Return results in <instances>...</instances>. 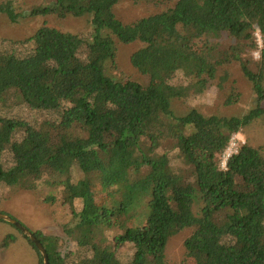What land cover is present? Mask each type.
Returning a JSON list of instances; mask_svg holds the SVG:
<instances>
[{
	"label": "trees",
	"instance_id": "1",
	"mask_svg": "<svg viewBox=\"0 0 264 264\" xmlns=\"http://www.w3.org/2000/svg\"><path fill=\"white\" fill-rule=\"evenodd\" d=\"M124 1L0 3L13 27L42 20L32 36L0 35V202L49 185L44 213L68 237L32 232L49 264H171L181 235L178 264H264V143L240 144L226 170L217 160L232 136L264 134V0H152L157 11L129 24ZM121 44L156 49L131 57L143 81L112 75ZM166 53L215 65L205 81L226 107L243 93L218 72L236 65L251 110L175 114L170 92L192 81ZM1 237L0 255L17 242Z\"/></svg>",
	"mask_w": 264,
	"mask_h": 264
},
{
	"label": "rangeland",
	"instance_id": "2",
	"mask_svg": "<svg viewBox=\"0 0 264 264\" xmlns=\"http://www.w3.org/2000/svg\"><path fill=\"white\" fill-rule=\"evenodd\" d=\"M5 0H0V3ZM143 0L140 5H136L133 0L124 1L116 12L118 17L127 24L133 23L138 19L147 17L157 8L152 0ZM42 20L29 21L19 28L13 27L9 22L0 20V35L10 39H23L32 36ZM79 23V22H78ZM78 23H61L57 27L65 32L71 30L83 29V24ZM118 65L111 70L115 78H121L120 72L126 75H132L136 79L143 81L137 70L131 63V57L136 55L139 60H142L155 48H146L144 45H118ZM159 48V45L157 49ZM167 58H170L175 65H178L181 71L185 72L192 81L191 85L179 86L176 90L170 92L171 100L175 114L184 116L192 109H200L205 115H223L228 117H239L246 115L252 108L251 106V91L250 85L242 79V74L237 70L236 65L230 67H221L218 74L221 76L223 71L229 69L232 72V79L237 81L240 91L243 93V100L235 106L226 107L223 104V94L212 88L206 81L205 77L212 79L214 77L216 66L200 60H186L179 54L171 55L166 53ZM256 57V53L254 54ZM118 68V70H117ZM246 144H254L256 146L264 143L263 131L258 129V132L252 138L245 136L241 137ZM50 187L48 184L39 185L33 191H18L13 193L6 202H0V214L9 216L13 220L22 224L25 228L33 233L42 232L47 236L59 237L68 241V237L62 231L60 225L51 220L45 215L50 209L49 204L45 203V197L49 194ZM63 209V208H62ZM56 212V215H63L65 211L51 209ZM45 212V213H44ZM6 234H13L17 238V242L9 250L1 253L0 264H39L37 260V252L33 245L28 241L24 234H21L13 224L0 220V235L3 238ZM184 238L185 235L175 237L168 250V260L171 264H178L184 261ZM63 251H66V247Z\"/></svg>",
	"mask_w": 264,
	"mask_h": 264
},
{
	"label": "built area",
	"instance_id": "3",
	"mask_svg": "<svg viewBox=\"0 0 264 264\" xmlns=\"http://www.w3.org/2000/svg\"><path fill=\"white\" fill-rule=\"evenodd\" d=\"M258 40L261 42V38L259 35H257ZM256 57H258V54L256 53ZM240 144H246L245 140L241 138L240 135H234L231 138V142L225 153H223L217 160L220 163L221 169L226 170L228 167V163L230 159L238 153V147Z\"/></svg>",
	"mask_w": 264,
	"mask_h": 264
},
{
	"label": "water",
	"instance_id": "4",
	"mask_svg": "<svg viewBox=\"0 0 264 264\" xmlns=\"http://www.w3.org/2000/svg\"><path fill=\"white\" fill-rule=\"evenodd\" d=\"M0 220H3L5 222L11 223L13 224L16 228H18L25 236H27L37 247V249L41 252V254L44 257V264H49L48 263V256L47 253L45 251V249L43 248L42 244L39 242V240L35 237V235L28 230L27 228H25L22 224H20L19 222L13 220L12 218H10L9 216L0 214Z\"/></svg>",
	"mask_w": 264,
	"mask_h": 264
}]
</instances>
